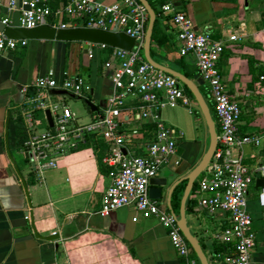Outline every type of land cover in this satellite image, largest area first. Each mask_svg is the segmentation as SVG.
Returning <instances> with one entry per match:
<instances>
[{"label":"crops","instance_id":"1","mask_svg":"<svg viewBox=\"0 0 264 264\" xmlns=\"http://www.w3.org/2000/svg\"><path fill=\"white\" fill-rule=\"evenodd\" d=\"M168 1L192 17L197 31L224 41L219 61L222 82L247 110L253 108L255 114L260 113L256 108L264 106V79H260L264 76V0ZM4 17L9 18L10 27H18L19 13L8 10V0H2L0 6V22ZM160 25L167 34L175 35L168 20L161 19ZM232 34L238 39L229 40ZM179 47L176 35L161 45L151 40L150 54L156 62L177 71H195L191 79L201 81L194 57L181 55ZM101 49L95 43H87L85 52L81 41L28 39L25 46L0 52V264H182L167 229L155 217L133 221L137 214L133 206L118 208L105 216L99 213L109 179L100 171L92 146L58 156L57 167L39 179L26 156V145L19 148L14 143V122L18 114L22 116L27 95L34 93L32 83L49 70L58 79L73 75L84 78L80 95L53 89L49 93L52 99L66 103L87 121L102 113L112 92L110 76L115 61H105ZM199 86L206 91L204 84ZM195 110L190 112L181 105L161 109V117L177 130V147L156 175L166 180L161 198L156 201L177 216L186 176L201 160L209 143L205 122ZM121 112L131 134L126 147L142 154L143 120L138 117L137 100L127 96ZM33 119L36 130L50 126L41 109L34 111ZM240 128L246 132L264 131V117L247 120L244 115ZM134 129L138 132L133 135ZM26 132L29 137L27 128ZM194 191L191 189L188 195L191 200ZM247 209L256 237L250 264H264V209L253 193ZM185 217L209 264H223L229 249L224 253L215 252L214 248L220 243L215 234L227 224L226 215L220 210H200L196 205L189 211L185 205ZM53 235L57 238L47 239Z\"/></svg>","mask_w":264,"mask_h":264},{"label":"built area","instance_id":"2","mask_svg":"<svg viewBox=\"0 0 264 264\" xmlns=\"http://www.w3.org/2000/svg\"><path fill=\"white\" fill-rule=\"evenodd\" d=\"M154 1L159 7V15L174 29L180 43L179 53L194 57L215 113L217 147L197 178L192 200L200 210H220L226 215L227 224L215 234V238L230 251L223 257V264H250L256 237L247 201L253 193L258 204L264 207V183L256 186L257 179H264V155L260 153L264 146V131L246 132L240 128L242 116L252 114L253 108L247 110L222 82L219 61L224 41L197 31L192 17L168 0ZM8 10L18 11V27L33 28L41 24L56 28L84 26L122 31L134 38L130 50L96 44L102 49L112 48L110 59L115 61V66L110 76L112 92L102 113L93 119L83 121L70 106L52 99L49 94L53 89H60L80 95L84 85L81 75L58 79L49 70L32 83L34 93L27 95L22 110L29 131L25 143L29 160L37 177L42 179L47 170L57 167L58 156L78 149L90 137L102 138L108 144L103 161L109 167V183L99 213L105 216L118 208L133 206L137 213L133 221L138 217H155L167 229L169 241L182 264H198L175 215L148 193L150 180L171 160L177 147V130L161 117V109L166 105H181L192 112L196 105L179 79L155 68L144 58L149 15L143 4L139 0L111 3L102 0H8ZM1 23L9 26L10 20L4 17ZM228 39L236 40L238 36L232 34ZM27 43L28 39L7 37L0 31V52ZM127 96L137 100L138 117L155 125V138L145 144L142 154L130 152L126 147L131 134L121 107ZM38 109L48 110L52 119V125L41 131L35 129L33 119V113ZM137 132V129L132 130L133 135Z\"/></svg>","mask_w":264,"mask_h":264},{"label":"water","instance_id":"3","mask_svg":"<svg viewBox=\"0 0 264 264\" xmlns=\"http://www.w3.org/2000/svg\"><path fill=\"white\" fill-rule=\"evenodd\" d=\"M145 9L148 12L149 18L146 26L145 36H144V44H143V55L144 58L155 68L160 69L166 73H169L179 79L183 85H185L191 92V96L195 99L197 106L200 110L202 118L207 127L208 135H209V143L208 147L203 154L201 160L198 164L193 168V170L186 176L187 185L185 187L184 193L181 198L180 211L177 216L174 212H172L178 224V227L192 250L194 251L196 257L199 260L200 264H209L208 257L204 250L202 249L198 239L192 234L189 227L186 223L185 217V205L188 195L193 187L194 181L200 175V173L206 168L209 164L213 153L217 147V129L215 125L214 118L211 114L210 107L205 99V96L199 89V85L203 84V81L197 79H191L186 77L181 72L162 65L156 62L150 54V44H151V35L153 31V26L156 19V12L153 7L150 5L148 0H139ZM0 31L7 37L16 38V39H49V40H60V41H81L84 42V51H87V43H95V44H106L112 47L122 48L126 50H130L134 45V38L125 34L122 31H108L100 28L94 27H68V28H56L49 24H41L33 28H23V27H10L0 22ZM88 104L93 108L91 103ZM47 120L49 125H52V119L48 110L45 111ZM26 156L29 157V154L26 153ZM264 183V179H257L256 186H261ZM166 185V180L163 178H159L157 176L153 177L150 180V186L148 189V193L150 198L154 200H159L161 198L162 187ZM174 187L171 188V191ZM264 209V207H263ZM57 238V235L49 236L48 240H53Z\"/></svg>","mask_w":264,"mask_h":264},{"label":"trees","instance_id":"4","mask_svg":"<svg viewBox=\"0 0 264 264\" xmlns=\"http://www.w3.org/2000/svg\"><path fill=\"white\" fill-rule=\"evenodd\" d=\"M148 1L156 12V19H155V23L153 26L151 40L157 45H161L164 42L171 41V38L173 36H175L174 33L170 32V34H167L166 31L162 29L160 23H161V19H163V18L159 15V10L156 6V2L154 0H148ZM63 20H64V18H63ZM101 50H103V52H104L105 61L109 60L112 48L106 47V48L101 49ZM179 63H182V61H179ZM178 71L181 72L182 74H184L188 78H193L196 74V72L193 70L179 69ZM183 86H184L185 92L189 96H191L190 90L185 85H183ZM199 89L203 93V95L205 96L206 91L200 86H199ZM191 98L194 101V103L197 105L195 99L192 96H191ZM210 111H211L212 116L214 117V114H215L214 109L212 108V110L210 109ZM14 128L16 130V138L14 139L15 145L19 148L24 147L25 142L28 139V136H27V132H26V126H25V123L23 121L21 114H18L16 121L14 122ZM155 132L156 131H155L154 123H152L150 121H144L140 127L141 140L143 141V144H147V143L153 141L155 138ZM83 146H85V147L86 146H92L93 151L96 155V159H97V163H98L100 171L107 174L109 168H108L107 164L103 161V158L108 153V144L100 137H90L89 139L86 140V143ZM83 146H81V147H83ZM140 149H141V147H140ZM260 153L262 155H264V146L260 149ZM195 188H196V183H194L192 190L194 191ZM178 203H179V201H178ZM194 205H195V202L188 198L186 201L187 210L193 211ZM214 249H215V252L222 251L225 253V252H227L228 247L224 243L220 242V243H217V245L215 246ZM192 255L196 258L198 264H200L199 260L196 257L193 250H192Z\"/></svg>","mask_w":264,"mask_h":264},{"label":"rangeland","instance_id":"5","mask_svg":"<svg viewBox=\"0 0 264 264\" xmlns=\"http://www.w3.org/2000/svg\"><path fill=\"white\" fill-rule=\"evenodd\" d=\"M156 6H157V8H158V10H159V7H158V5L156 4ZM205 99H206V101L208 102V105H209V107H210V109L212 110V108H213V106H212V104H211V102L209 101V98L207 97V95H205ZM262 108V109H261ZM261 108L259 109L258 107L256 108L258 111L260 110V113H258V114H255V112H253L252 114H249V115H245L246 116V118H247V120H252V119H255L258 115H259V117H264V106H261ZM195 112H197L198 114H199V116H201L202 117V115H200L201 113H200V110H199V108L196 106V110H195ZM85 116H81V118L83 119V121H87V119L86 118H84ZM214 119H215V114H214V117H213ZM206 126V125H205ZM42 129L40 128V127H38V129H37V131H41ZM263 147V146H262Z\"/></svg>","mask_w":264,"mask_h":264}]
</instances>
